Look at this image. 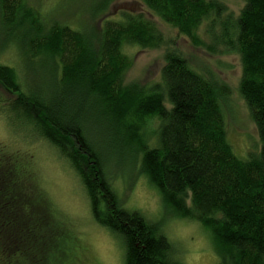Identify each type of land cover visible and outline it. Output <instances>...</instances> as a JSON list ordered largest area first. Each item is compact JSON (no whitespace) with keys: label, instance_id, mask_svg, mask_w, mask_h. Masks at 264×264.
Segmentation results:
<instances>
[{"label":"trees","instance_id":"obj_1","mask_svg":"<svg viewBox=\"0 0 264 264\" xmlns=\"http://www.w3.org/2000/svg\"><path fill=\"white\" fill-rule=\"evenodd\" d=\"M139 1L193 47L239 57L238 92L258 132L257 153L242 159L228 142L221 107L228 87L192 69L143 13L105 17L114 0H87L98 30L47 23L26 0H0V21L17 34L25 63L43 65L51 80L50 97L42 100L21 87L14 68L0 64V88L15 98L0 97V110L23 117L66 159L95 222L122 239L124 264L183 263L160 222L122 206L85 120L70 112L73 103L80 110L90 105L107 134L135 146L139 171L165 208L210 234L217 264H264V0H241L237 14L227 0ZM131 46L165 48L160 81L151 88L124 80ZM152 119L159 120L154 147L144 130ZM31 162L0 144V264H48L62 234Z\"/></svg>","mask_w":264,"mask_h":264},{"label":"rangeland","instance_id":"obj_2","mask_svg":"<svg viewBox=\"0 0 264 264\" xmlns=\"http://www.w3.org/2000/svg\"><path fill=\"white\" fill-rule=\"evenodd\" d=\"M93 0H89L91 2ZM42 15L47 23L62 22L73 29L87 23L98 30L100 20L90 22L92 10L84 8L87 0H26ZM229 10L238 13L241 0H227ZM143 13L154 21L172 46L187 60L192 69L217 83L225 84L229 91L221 99L227 139L236 156L244 159L250 153H257L260 140L248 108L238 92L241 64L236 54L209 53L193 47L184 37L156 17H151L139 0H114L105 17H118L121 13ZM0 21V64L15 69L22 88L46 100L50 97L51 80L43 65L32 67L27 63L28 54L18 45V36ZM125 52L132 59V65L125 75V82H136L151 88L160 81L164 64L165 48L141 49L126 47ZM29 66V67H28ZM49 85V86H47ZM0 97L8 102L14 95L0 88ZM71 105L70 112L85 120V127L93 140L95 149L103 156L104 169L122 206L140 212L150 221L161 223L164 234L175 250V257L183 264H217L210 234L196 221L180 218L166 209L158 192L139 171V153L135 146L120 142L119 134H107L100 127L94 109L87 105L80 110ZM7 106L8 103H6ZM158 119L145 123L148 133L147 144L156 145ZM0 144L10 150L31 158L36 184L44 191L55 209L62 227L55 235L54 249L48 264H124L122 239L97 224L92 216L85 190L66 159L47 141L34 131L23 117H16L8 109L0 110ZM125 144V145H124ZM30 167V166H29ZM53 209V211H54ZM41 232L42 229H40Z\"/></svg>","mask_w":264,"mask_h":264}]
</instances>
